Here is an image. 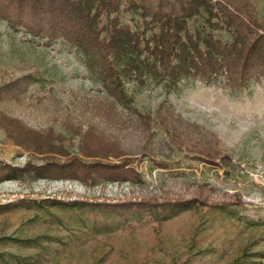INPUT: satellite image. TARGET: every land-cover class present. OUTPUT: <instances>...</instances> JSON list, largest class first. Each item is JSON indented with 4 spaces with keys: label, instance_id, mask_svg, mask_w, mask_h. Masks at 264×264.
<instances>
[{
    "label": "rangeland",
    "instance_id": "1",
    "mask_svg": "<svg viewBox=\"0 0 264 264\" xmlns=\"http://www.w3.org/2000/svg\"><path fill=\"white\" fill-rule=\"evenodd\" d=\"M255 1L264 18V0ZM126 87L128 106L73 47L0 18V167L128 160L141 177L3 180L0 204L17 207L0 212V264H264V83L233 93L222 78L170 92L153 79ZM47 198L197 203L167 219L130 217L91 232L64 225L62 209L52 208L59 222L18 203Z\"/></svg>",
    "mask_w": 264,
    "mask_h": 264
},
{
    "label": "trees",
    "instance_id": "2",
    "mask_svg": "<svg viewBox=\"0 0 264 264\" xmlns=\"http://www.w3.org/2000/svg\"><path fill=\"white\" fill-rule=\"evenodd\" d=\"M0 18L14 30L46 38L47 44L61 40L73 47L107 94L124 106L132 101L129 82L143 88L153 79L170 92L184 81L213 85L222 78L230 93L253 81L264 83V18L258 15L255 0H0ZM25 174L84 184L141 180L128 160L84 162L73 157L0 167V182ZM21 202L43 207L59 222L62 219L52 208L62 209L64 225L72 221L91 232L128 224L130 217L167 219L197 203L55 198L44 204ZM14 207L17 204L11 202L0 204V212Z\"/></svg>",
    "mask_w": 264,
    "mask_h": 264
}]
</instances>
